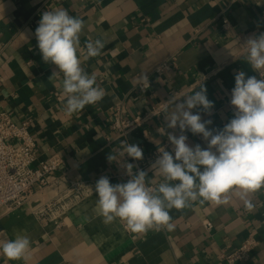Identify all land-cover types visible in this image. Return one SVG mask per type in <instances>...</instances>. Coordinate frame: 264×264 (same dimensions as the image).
<instances>
[{
  "label": "crops",
  "instance_id": "crops-1",
  "mask_svg": "<svg viewBox=\"0 0 264 264\" xmlns=\"http://www.w3.org/2000/svg\"><path fill=\"white\" fill-rule=\"evenodd\" d=\"M60 8L84 20L77 54L85 72L94 73L105 90L101 101L71 115L63 110L60 83L49 80L53 73L62 80V73L43 62L35 37L41 14ZM260 33L264 0H0V110L15 122L30 119L38 160L52 153L62 157L46 186L35 185L21 207L0 211V240L17 234L31 240L25 258L8 261L0 253V264H224L221 255L249 236L257 243L247 260L235 264H264V188L250 195L251 208L233 192L223 194V203L189 201V207L173 208L171 232L132 233L119 219L105 224L95 192L53 217L36 212L62 195L69 179H89L95 186L106 176L113 185L126 183L139 174L143 162L145 186L153 185V194H159L161 183H178L165 180L159 158L150 161L151 152L170 153L165 144L172 143L169 136L183 131L189 147L206 150L209 145L202 134L169 127L170 114L185 94L199 91L194 85L203 83L213 106L191 112L200 114L201 122L211 121L207 130H223L234 118L225 102L236 72L259 79L246 57L247 39ZM89 38L105 42L100 55L90 59L84 47ZM144 78L149 85L139 87ZM161 102H167V109L126 141L111 130L116 105L129 116ZM123 143L141 147L142 158L128 156ZM109 154L115 160L108 161ZM128 164L133 166L130 179ZM206 221L212 225L208 230Z\"/></svg>",
  "mask_w": 264,
  "mask_h": 264
},
{
  "label": "clouds",
  "instance_id": "clouds-1",
  "mask_svg": "<svg viewBox=\"0 0 264 264\" xmlns=\"http://www.w3.org/2000/svg\"><path fill=\"white\" fill-rule=\"evenodd\" d=\"M83 29L84 20L62 8L45 10L35 29L43 62L55 65L62 73V80H57V73L49 80L54 85L60 83L65 97L63 110L69 115L98 103L105 96L95 74L85 72L77 54ZM247 45V63L262 78L236 72L231 90V105L236 109L234 118L223 130L215 133L207 130L206 124L211 121L201 122L200 114H192L191 110L202 106L207 112L213 104L207 99L205 85H194L199 91L185 94L184 101L176 104V111L169 117V127L178 125L181 130L188 128L194 134H202L208 141V149L200 145L189 147L185 135L179 138L170 135L175 155L161 149L162 156L156 163L166 181L178 183H161L159 194H153L145 186L143 171L128 182L115 185L101 176L94 191L98 213L105 224L119 219L132 233H146L150 229L171 232L175 228L171 209L189 207V201L223 203L227 200V196L222 199L223 194L230 192L238 195L248 208L252 207L250 195L264 188V33L250 36ZM84 47L90 59L100 55L105 42L89 38ZM122 147L128 156L142 158L143 150L138 145L123 143ZM115 158L113 154L107 157L110 162ZM132 167L127 165L130 175ZM30 246L29 236L17 234L14 239L0 240V253L8 261H18L25 258Z\"/></svg>",
  "mask_w": 264,
  "mask_h": 264
},
{
  "label": "built area",
  "instance_id": "built-area-1",
  "mask_svg": "<svg viewBox=\"0 0 264 264\" xmlns=\"http://www.w3.org/2000/svg\"><path fill=\"white\" fill-rule=\"evenodd\" d=\"M222 26H228L226 18L222 19ZM162 67L167 68L168 65L163 64ZM260 78L262 77L259 76ZM148 85V80L145 78L141 79L138 84L139 87ZM225 105L234 117L236 109L231 105V96L225 102ZM167 106V102H161L153 105L151 109L143 114L126 116L122 113L121 105H116V113L110 121V128L116 137L126 141L131 132L163 113ZM180 135L187 137V131H183L175 137L179 138ZM165 144L174 156V144ZM161 155L160 150H153L150 154V161L160 158ZM61 163L62 157L57 153H52L40 160L37 159L36 141L30 132L29 118H23L19 122H15L9 113L0 110V211H12L21 207L32 195L33 187L35 185L39 188L46 186L48 176L57 171ZM146 165L147 162H143L137 168V171L141 172ZM131 175L128 172L126 173L129 179ZM146 187L152 193L156 191L153 185H147ZM94 188L92 180L69 179L66 191L37 210V215L53 217L55 212L64 211L67 204L75 203L93 194L95 192ZM204 227L208 230L212 225L209 221H206ZM256 243L253 236L247 237L237 248L221 255L224 264H235L247 260Z\"/></svg>",
  "mask_w": 264,
  "mask_h": 264
}]
</instances>
